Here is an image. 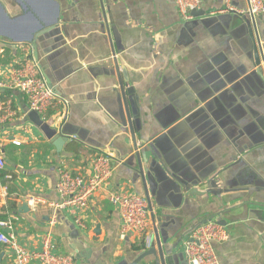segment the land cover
Wrapping results in <instances>:
<instances>
[{"label": "crops", "instance_id": "1", "mask_svg": "<svg viewBox=\"0 0 264 264\" xmlns=\"http://www.w3.org/2000/svg\"><path fill=\"white\" fill-rule=\"evenodd\" d=\"M202 1L205 15L183 21L174 0H0V80H11L12 66L36 62L58 95L41 118L69 131L59 152L25 96L0 91L16 113L0 124V220L14 224L28 251H42L49 236L52 252L75 264H132L157 249L158 235L167 264H190L185 243L212 220L229 230L216 245L221 264H264V81L247 24L264 49V14L230 10H245L247 0ZM124 75L153 179L149 230L125 237L108 200L109 191L136 193L133 139L114 116ZM97 154L114 158L107 189L87 208H60V170L87 177ZM143 257L138 264H161L158 255ZM0 264H13L2 243Z\"/></svg>", "mask_w": 264, "mask_h": 264}, {"label": "built area", "instance_id": "2", "mask_svg": "<svg viewBox=\"0 0 264 264\" xmlns=\"http://www.w3.org/2000/svg\"><path fill=\"white\" fill-rule=\"evenodd\" d=\"M183 21L195 19L194 12L203 10L202 0H174ZM245 10L229 8L239 16H248L255 20L264 14L263 0H247ZM220 12H210L217 16ZM17 91L23 94L28 102L29 110L44 116L58 101V95L47 84L39 65L34 61H23L11 68V80H0L1 90ZM13 97L0 101V124L9 117L15 116L12 107ZM19 146L20 142H14ZM111 154H97L91 161V170L87 177L74 174L68 169H61L57 182V190L62 198L60 208H87L91 200L107 189L115 170ZM6 166L0 155V170ZM109 202L118 208L122 235L129 233L145 234L150 227L151 208L148 201L136 194L126 191H109ZM55 220V218H53ZM229 238L228 226L216 221H209L196 228L185 243V254L190 264H221L216 245ZM0 243L6 246L13 264H75L72 257L52 252L51 238L47 236L43 250L28 251L17 239L14 224L0 220Z\"/></svg>", "mask_w": 264, "mask_h": 264}, {"label": "water", "instance_id": "3", "mask_svg": "<svg viewBox=\"0 0 264 264\" xmlns=\"http://www.w3.org/2000/svg\"><path fill=\"white\" fill-rule=\"evenodd\" d=\"M195 17H200L205 15V11H196L193 13ZM58 17L56 19L55 24H52L50 27L53 28V33H56V24H58ZM247 24L249 26V33L250 37L252 39V49L254 52V67L257 69L256 73L261 77V79L264 81V66H262V63L264 62V49L261 44L259 35L256 31V29L251 26V22L248 20ZM45 28V26H43ZM35 38H32L29 41V44L33 46L34 49H36ZM38 58V55L35 56ZM118 71V66L115 65ZM120 81V92L117 93L116 101L118 103V111L115 113V117L119 118V121L124 127H129L132 139H133V148L135 150L134 160L135 163H131L130 165V174H131V182L136 190V194L144 197L151 208V199H150V191L153 179L151 178L150 172L152 171L151 168H144V164L147 163V154L148 149H145L144 151L139 150V146L136 142V132L134 129V125L132 122V116L135 117L133 113V109L131 112L130 109V103L128 101L127 96H133L134 90L132 88H126V84L124 82L127 81L126 75H124V79L119 77ZM51 87V86H50ZM30 118L34 121V123L39 126L44 134V136L57 148V150L60 152L63 150V146L68 142L69 140V131L64 128H57L50 126L48 123H46L39 114L36 112L30 111ZM157 142V141H156ZM154 171V169H153ZM155 172V171H154ZM21 211L25 213H29L30 209L27 205H24ZM156 244L157 249L152 248L148 252L143 253L142 256H140L135 262L132 264H138L145 256V255H158L159 259L161 261V264H167L165 260L164 251L162 248V244L160 241V238L158 235H156Z\"/></svg>", "mask_w": 264, "mask_h": 264}]
</instances>
